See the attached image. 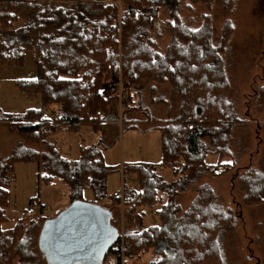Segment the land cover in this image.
I'll use <instances>...</instances> for the list:
<instances>
[{"label": "trees", "instance_id": "trees-1", "mask_svg": "<svg viewBox=\"0 0 264 264\" xmlns=\"http://www.w3.org/2000/svg\"><path fill=\"white\" fill-rule=\"evenodd\" d=\"M184 1L0 0V63L21 64L26 51H31L37 77L17 85L38 93L42 100L40 108L21 116L0 113V123L43 145L38 151L18 142L7 156H0V264H48L33 244V230L41 228L45 217L25 213L12 228L1 227L6 220L14 162H39L44 181L60 178L67 185L70 203L84 201L85 188L95 200L107 197L109 168L99 143L82 146L80 158L73 160L62 155L47 136L55 125L69 132L83 125L104 131L106 117L115 113L118 100L102 94L101 89L119 78L128 102L141 105L146 92L154 95L157 85H168L167 95L160 96L167 104V121L159 129L162 161L171 165L172 177L163 179L153 164L123 169L137 176L138 190L121 200L113 197L117 213L120 204L135 215L139 206L158 204V224L130 226L122 235L116 227L117 240L101 264H121L120 253L133 259L162 241L167 248L149 264H220L218 239L234 230L231 210L220 206L214 188L206 183L195 187L196 195L180 214L175 199L199 177L215 175L220 166L226 171L235 165L220 162L232 154L228 133L237 120L222 58L234 31L228 18L233 4L224 0L226 17L215 46L210 15L204 14L198 28L189 27L181 17ZM187 1L185 9L192 11L194 4L204 3L209 8L214 0ZM163 26L169 37L160 50L157 40ZM50 106L58 107L52 118L45 114ZM142 108L150 117L147 108ZM208 153L217 154V164L206 163ZM236 188L245 205L263 204L264 171L243 169L236 177ZM103 208L110 211L115 226L112 208Z\"/></svg>", "mask_w": 264, "mask_h": 264}, {"label": "rangeland", "instance_id": "rangeland-1", "mask_svg": "<svg viewBox=\"0 0 264 264\" xmlns=\"http://www.w3.org/2000/svg\"><path fill=\"white\" fill-rule=\"evenodd\" d=\"M187 3H189L187 0L184 1L181 10L184 22L195 29L201 25L204 14L210 15L212 43L215 46L219 45L226 17L223 9L224 0H214L209 8L204 3L194 4L192 11L185 9ZM232 4L228 18L233 23L234 31L225 44L222 58L230 82L228 95L236 111L237 120L228 133L227 144L232 154L222 158L220 162L224 164L234 162L235 165L226 171L220 166L215 175L199 177L185 192L177 195L175 202L179 206L180 214L196 195L195 187L205 183L211 185L218 195L220 206L230 209L234 218L232 233H224L218 239L220 264H264V203L255 206L245 205L242 194L236 188V177L243 169L251 167L264 171V95H261L264 88V0H232ZM161 16L164 17L165 14ZM159 34L157 42L159 49L163 50L169 35L164 26ZM37 74L33 54L29 50L26 51L21 64L0 63V113L21 116L29 109L41 107L42 100L38 93L23 91L17 85L18 81L35 79ZM109 82L102 86L101 92L106 96L115 97L108 87ZM167 90L168 85L165 87L157 85L154 95L146 92L141 101L142 105L133 101L128 104L132 108L120 116V107L117 105L115 113L111 114L114 123L107 124L104 131L83 125L77 131L69 132L64 127L55 125L47 136V139L56 143L62 155L73 160L80 158L82 146L99 143L104 163L109 168L107 197L105 200H95L92 191L85 188L82 198L87 203L94 204L95 201L101 207H111L112 222L120 233L130 226L146 228L158 223L155 213L158 204L139 206L137 215L130 214L128 209L120 204L117 213L112 192L114 190L123 192L126 189L127 196L132 190H138L137 176L123 171L128 165L153 164L163 179H171L172 167L162 161L159 129V126L167 121V104L160 100L161 95H167ZM142 106L147 108L150 117L143 113ZM57 108L50 106L45 114L52 118ZM131 125L133 126L129 127ZM18 142L38 151L43 149L40 142L26 140L9 124L0 123V156H7ZM205 161L210 165L217 164L218 156L208 153ZM41 175L39 162L13 163V180L7 188L6 220L1 224L3 229L12 228L25 213H30L31 217L43 216L47 220L55 218L70 205L67 185L60 178L46 182ZM122 197L123 195L119 196V199ZM41 229L42 226L41 228L38 226L33 230V244L46 257L45 244L40 240ZM162 248H167L166 242H160L157 248L141 253L133 259H127L120 253L121 264H149L159 257ZM112 256L118 259L116 254Z\"/></svg>", "mask_w": 264, "mask_h": 264}, {"label": "water", "instance_id": "water-1", "mask_svg": "<svg viewBox=\"0 0 264 264\" xmlns=\"http://www.w3.org/2000/svg\"><path fill=\"white\" fill-rule=\"evenodd\" d=\"M117 237L109 210L78 200L45 220L40 240L49 264H101Z\"/></svg>", "mask_w": 264, "mask_h": 264}, {"label": "built area", "instance_id": "built-area-1", "mask_svg": "<svg viewBox=\"0 0 264 264\" xmlns=\"http://www.w3.org/2000/svg\"><path fill=\"white\" fill-rule=\"evenodd\" d=\"M119 3V0L117 1ZM109 89L112 91L113 94L116 95L117 100H118V105L120 107L119 111V116L122 115L123 111L128 108V97L127 95L123 92L122 90V85H121V79H117L115 81H110L108 83ZM113 197H119L122 196L121 192H113L112 194ZM122 235V233H120ZM123 246V242H121V247Z\"/></svg>", "mask_w": 264, "mask_h": 264}, {"label": "crops", "instance_id": "crops-1", "mask_svg": "<svg viewBox=\"0 0 264 264\" xmlns=\"http://www.w3.org/2000/svg\"><path fill=\"white\" fill-rule=\"evenodd\" d=\"M114 117H112V115H111V117H109L107 120H106V125L107 124H113L114 123V119H113ZM115 122H116V120H115ZM43 146V145H42ZM113 192H119V191H117V190H114ZM113 192H112V194H113ZM121 194L124 196L125 194H126V189H124L123 190V192H121ZM130 194V192L128 193V195ZM126 196V195H125ZM158 223H154V224H152V225H157Z\"/></svg>", "mask_w": 264, "mask_h": 264}]
</instances>
